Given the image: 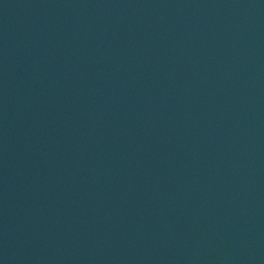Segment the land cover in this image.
I'll return each instance as SVG.
<instances>
[{"label":"water","instance_id":"obj_1","mask_svg":"<svg viewBox=\"0 0 264 264\" xmlns=\"http://www.w3.org/2000/svg\"><path fill=\"white\" fill-rule=\"evenodd\" d=\"M0 264H264V0H0Z\"/></svg>","mask_w":264,"mask_h":264}]
</instances>
